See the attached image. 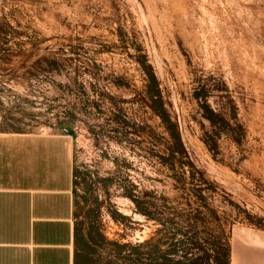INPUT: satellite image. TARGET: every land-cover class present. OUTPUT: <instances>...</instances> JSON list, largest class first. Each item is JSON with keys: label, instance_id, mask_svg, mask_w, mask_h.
<instances>
[{"label": "rangeland", "instance_id": "374dc122", "mask_svg": "<svg viewBox=\"0 0 264 264\" xmlns=\"http://www.w3.org/2000/svg\"><path fill=\"white\" fill-rule=\"evenodd\" d=\"M57 132L82 264H218L264 232V0H0V134Z\"/></svg>", "mask_w": 264, "mask_h": 264}, {"label": "crops", "instance_id": "0c3cea01", "mask_svg": "<svg viewBox=\"0 0 264 264\" xmlns=\"http://www.w3.org/2000/svg\"><path fill=\"white\" fill-rule=\"evenodd\" d=\"M72 136L0 134V264H82ZM230 264H264V232L242 229Z\"/></svg>", "mask_w": 264, "mask_h": 264}, {"label": "trees", "instance_id": "16d2710c", "mask_svg": "<svg viewBox=\"0 0 264 264\" xmlns=\"http://www.w3.org/2000/svg\"><path fill=\"white\" fill-rule=\"evenodd\" d=\"M159 109H160V115H161L162 119L164 120V122H166V123L168 122L170 124L171 121L167 118V114L164 111V109L162 107H159ZM207 110L212 114L211 120L213 122L214 118L217 116V114L214 111L210 110V108L208 109V107H207ZM170 128H171V126H170ZM173 138L175 140L177 139L175 133L173 134ZM142 213H143V215H145L147 217L149 216L147 212H142ZM217 263L218 264H230V249H227L226 251L223 250L222 252H219L218 257H217Z\"/></svg>", "mask_w": 264, "mask_h": 264}]
</instances>
